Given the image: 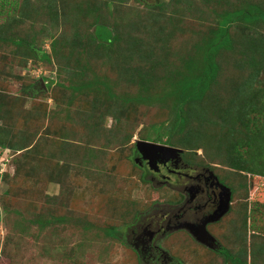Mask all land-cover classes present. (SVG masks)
<instances>
[{
	"label": "rangeland",
	"instance_id": "obj_1",
	"mask_svg": "<svg viewBox=\"0 0 264 264\" xmlns=\"http://www.w3.org/2000/svg\"><path fill=\"white\" fill-rule=\"evenodd\" d=\"M61 2L0 0V37L19 29L37 55L50 54L52 42L58 49L74 28L75 16L62 13ZM48 3L56 15L51 19L43 8ZM249 5L264 7V0H116L112 19L135 24L121 27L133 36L125 35L108 61L107 87L94 83L84 63L68 66L58 55L50 63L20 62L0 43V104L13 102V112H0V264H143L131 247L129 228L141 217L157 219L177 209L184 195L166 169L159 167L170 188L149 181L155 174L139 165L141 141L180 149L188 162L211 168L235 191L229 214L217 220L213 233L206 229L212 238L207 245L179 232L160 239L164 250L180 264H227L215 251L219 245L240 257V264H264V241L257 234L264 230V176H244L233 163H256L252 144H259L264 132V72L245 84L250 109H257L249 116L256 122L233 120L235 96L216 91L214 81L194 108L183 106L188 125L174 128L176 101L200 98L205 89L189 85L208 74L203 60L229 70L227 58L234 56L255 72L264 23L248 31L259 46H246L247 26L237 22L230 26L228 47L215 58L205 55L224 38V16ZM138 23L145 34L151 32L149 52L146 43L139 47L133 41ZM41 79L53 82L50 91L38 88ZM146 95L153 96L149 104L136 98L139 107L130 105ZM108 230L118 235L110 237Z\"/></svg>",
	"mask_w": 264,
	"mask_h": 264
},
{
	"label": "trees",
	"instance_id": "obj_2",
	"mask_svg": "<svg viewBox=\"0 0 264 264\" xmlns=\"http://www.w3.org/2000/svg\"><path fill=\"white\" fill-rule=\"evenodd\" d=\"M96 0H62V13L67 14L70 12L75 16L74 21V28L71 33H68L66 31V36L62 39L60 45L58 46V49L56 48V42H52V52L50 54L42 51V55H37L30 44L18 36V30H15V32L10 31L8 33V36L3 38L0 37V43L3 44L4 52L12 53L15 56L16 61L24 62V59L27 58H33L37 60L47 61L50 63L52 58L56 57L58 55L59 58H64L66 63L69 65H75V63L78 65L85 64L89 67V71L94 77L93 81L94 83L104 85V87H107L109 85L107 75L110 70V64L109 60L112 58L111 56H114L119 53V49H121L120 44L124 42L125 35L124 31L121 27H128L131 26L135 21H126V26H124L123 22L119 20V18H115V20L112 19L113 12L110 7H112V4L116 3V0H105L103 6H100L99 4L95 3ZM107 6V8H106ZM255 6V5H254ZM103 7L106 8L107 12L103 13ZM247 7V9L245 8ZM244 9H235V11H232L230 13H227L223 21L225 22V25L223 28V39L214 45L213 49L207 51L205 53L206 56L212 55L211 58H215V55L217 57L218 50L222 49L223 47H228L227 45L230 42V36H229V29L230 26H233L234 23L242 22L245 26H247L246 32V46L250 49L252 47H257L259 45L255 44V39L248 38V31H250L252 28H256V26L260 25L261 23H264V7H249L245 6ZM44 9L47 8L49 19L56 16L55 13H52V6L48 3V5L43 7ZM56 13H58V9L55 10ZM46 12V11H44ZM114 17V16H113ZM76 18H78L80 21L79 23L76 21ZM135 24V23H134ZM138 26L140 28L139 34L136 35V38L133 39L136 44L141 46H145L146 43V50L149 52V48H151V43L149 44L147 41L149 39L150 33L145 34V27H141L142 24L138 23ZM45 28V27H44ZM245 28H241L242 31H244ZM46 29H44L45 31ZM147 30V29H146ZM43 31V32H44ZM175 31V28L174 30ZM144 33L145 35H141ZM32 35V33H31ZM33 36H36L33 34ZM133 35L129 34L126 35L127 38H131ZM7 40L9 41L8 44L4 45L5 42L7 43ZM131 41V42H133ZM33 44H35V41L31 40ZM125 46V45H124ZM40 49V47H38ZM216 48V49H215ZM41 50V49H40ZM84 53L86 55L84 57H81ZM256 55H258L260 58H255V61L257 62L256 70L252 73L249 71L248 67L244 66V62L237 63V59L233 56H229L227 58L228 60V68L229 70L225 68H219L218 65H216L213 61H205L206 66L205 70L207 71V75L203 74L201 76L196 77L198 82H193L189 85H194L198 87H205L203 90L202 96L200 98L196 99H185L182 102H177L174 105L175 110V117L177 118V121L175 122L174 128H182L184 129L185 126L188 125V120L182 116L183 113V106L185 104H190L192 108L193 105H195L200 99L205 97L207 93L212 88V83L217 86L216 91H230L232 95L235 96L234 101L239 102L238 104L235 102L234 110H235V116L233 120L237 119L239 122L245 123L246 118L248 119L249 123L256 122L255 119H251L249 116V110H252L251 112L256 111L257 109L251 108V105H253L250 101H248L247 97V88L245 84H247L251 79H254L255 74H260L261 71L264 72V48L258 47L257 51H255ZM56 55V56H55ZM81 55V56H80ZM38 56V57H37ZM89 56L92 58H96L94 61L96 64H94V61L88 60ZM223 56V55H222ZM254 55H249L251 59L254 60ZM79 57V61H78ZM24 58V59H23ZM219 58V57H218ZM84 66V65H83ZM85 67V66H84ZM233 68V70H232ZM88 69V68H87ZM206 77V78H205ZM46 81V79H45ZM222 81V83H221ZM47 82V81H46ZM53 82L50 81V84L48 83L47 91H50V87ZM32 87V84H30ZM110 86V85H109ZM110 89V87H108ZM227 88V89H225ZM109 92V90H107ZM1 93V92H0ZM3 94V93H1ZM45 94V93H44ZM4 95V94H3ZM108 97L112 99V95L109 94ZM152 97L150 95L141 96L140 98L134 97L135 99L130 100L129 103L132 105L134 104L135 108L139 107L138 104H136V100L142 101L146 103L145 105L149 104L152 101ZM1 98V96H0ZM137 98V99H136ZM9 99H13V97H10ZM119 99V98H118ZM122 102V101H121ZM12 101L11 103L5 102L4 104H0V112L1 111H12ZM212 103V102H211ZM200 115V114H199ZM246 115V116H245ZM201 116V115H200ZM246 117V118H245ZM203 119V117L201 116ZM179 121V123H178ZM11 124H8V126ZM171 135V134H170ZM262 137V138H261ZM261 142L258 144H252L254 146V152L253 157L256 159V163L254 167H249L245 164H243V161L241 159L234 160V168L237 169L242 175L247 176L248 173H253L255 176H260L263 174L264 176V132L263 135L260 136ZM241 143V142H238ZM243 143V142H242ZM251 143H248L250 145ZM258 144V145H257ZM15 145V144H14ZM3 145L0 144V147ZM13 147V146H12ZM14 148V147H13ZM5 149H10L9 147H5ZM240 161V162H239ZM246 171V173H244ZM259 172V173H257ZM147 181L144 179V182ZM247 184V183H246ZM245 185V183H244ZM247 188V185H245ZM232 191L234 189L232 188ZM231 191V192H232ZM248 199H249V192H248ZM252 200V194L251 198ZM261 214H264V211L261 212ZM135 217L138 218L137 215ZM264 217V215H263ZM261 217V219L263 218ZM250 217L246 221L247 227L249 226ZM110 237L117 236L116 230H108ZM256 234V233H255ZM259 236L260 241H264V230L262 229V232L257 233ZM264 243V242H263ZM261 245V243L259 242ZM264 246V244H263ZM135 253V251H134ZM218 254L222 255L225 259V262L228 264H240L241 258L237 257V255H234L229 251V249L222 247L221 251L218 252ZM263 254V253H262ZM135 255L138 257L137 253ZM260 256V253L258 254ZM264 255V254H263ZM139 259V257H138ZM261 262H263V258L260 256ZM140 261V259L138 260Z\"/></svg>",
	"mask_w": 264,
	"mask_h": 264
},
{
	"label": "flooded vegetation",
	"instance_id": "obj_3",
	"mask_svg": "<svg viewBox=\"0 0 264 264\" xmlns=\"http://www.w3.org/2000/svg\"><path fill=\"white\" fill-rule=\"evenodd\" d=\"M152 157V166L142 155L140 159L138 158L141 167H147L155 174V177L149 181L156 185L154 182L159 180L161 184L165 183V186L169 187L168 177L165 178L160 173L159 167L166 169L178 178L179 185L174 186L180 187L178 191L184 195V200L177 204V209L163 211L157 219H147L146 216L139 218L128 230L131 235L130 244L143 264H180L179 259L170 256L164 250L160 239L179 232L187 233L193 238L194 236L187 229L188 226H192L197 232L205 226L209 232H212L219 223L214 219L223 210L227 194L230 193L227 190L229 188L211 168L192 165L182 155L178 156L172 152ZM232 201L233 191L228 212L231 211ZM221 249L222 246L218 245L215 251L220 252Z\"/></svg>",
	"mask_w": 264,
	"mask_h": 264
},
{
	"label": "water",
	"instance_id": "obj_4",
	"mask_svg": "<svg viewBox=\"0 0 264 264\" xmlns=\"http://www.w3.org/2000/svg\"><path fill=\"white\" fill-rule=\"evenodd\" d=\"M42 87L44 91L47 90V86L45 82L41 79L38 85V88L40 89ZM138 151L142 154L143 158L147 161H149V164L152 166L153 164V157L157 154H169V153H176L178 156L181 155V150L176 148L167 147L165 145H159L154 143H148L141 141L137 144ZM230 193L227 194V199L225 201V205L223 207V210L220 212L218 217L214 219V221L220 220L223 216H225L229 209H230V201H231V190L227 189ZM187 229L190 231V233L202 244H206L212 239L210 237V234L207 232L205 226L202 227V230L197 232L192 226H188Z\"/></svg>",
	"mask_w": 264,
	"mask_h": 264
}]
</instances>
